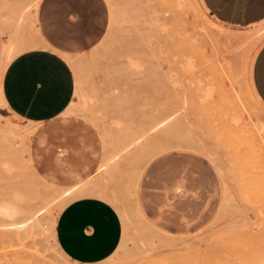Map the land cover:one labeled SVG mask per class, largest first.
<instances>
[{
	"label": "rangeland",
	"instance_id": "obj_1",
	"mask_svg": "<svg viewBox=\"0 0 264 264\" xmlns=\"http://www.w3.org/2000/svg\"><path fill=\"white\" fill-rule=\"evenodd\" d=\"M107 1L111 9L110 27L103 42L89 53L91 61L85 69V85L93 87L104 95L103 98L116 96L111 114L118 115L111 121L123 113H119V106L126 99L129 103L143 101L146 108L158 109L148 111L144 107L128 111L127 115H134L124 131L110 128L111 121L104 124L98 118V111H105V107L96 109L95 119L100 120V126L108 134L135 136L150 125V122L144 124L139 115L166 112L167 115H177L179 126L184 129L182 134L186 132V136L181 131V135L179 131L177 135L172 133L170 141L165 134L161 137L163 134L154 132L160 142L167 140L166 143L179 148L168 150L166 152H171L164 155L161 154L166 152L160 153L155 160H149L150 155L144 153L119 158L128 164H124L127 175L123 181L112 183L120 187L142 172L141 204L144 206L143 196L153 194L160 196L159 201L164 202L160 205L166 209L186 206L191 214L176 213L174 217L184 218L195 230L185 235H172L175 242L172 248H164L152 255L134 252L135 258L133 256L131 260L113 263L107 260L99 264H240L246 256L264 249V127L263 131L258 127L264 125V105L249 87L253 63L264 37L256 33L258 27L225 25L214 18L199 0H192V5L189 0L187 6L178 0ZM201 24L208 34L201 29ZM216 48L223 54V59H219L221 56L217 59ZM130 60L143 63V69L134 71L128 68ZM221 60L232 67L223 68ZM0 118L3 120H0L1 128L31 125L24 124L14 115L0 114ZM248 122L255 125L252 126L254 129L246 127ZM255 129L257 134L254 137ZM33 134L21 144V155L30 149ZM111 135V138L117 137ZM174 135L180 138L172 137ZM153 137L150 134L144 141ZM193 137L217 153L224 170V173L219 172L221 177L208 158L185 151L190 149L184 148L182 142L194 140ZM10 151L1 141L0 200L8 199L10 192L15 190H23L31 206L51 198V187L34 169L33 162H26ZM7 161L14 163L11 173L3 169ZM178 186L184 188V193L177 190ZM223 189L225 202L222 201ZM133 198L129 194L127 197L121 195L127 207L136 205ZM154 212H147L149 219ZM236 219H239L237 223ZM142 227L145 229L143 234L149 233L148 225ZM36 234L29 233L27 238L13 233L8 239L0 231V264H77L68 258L58 259L55 251L47 245L45 235ZM16 257L17 262L14 261Z\"/></svg>",
	"mask_w": 264,
	"mask_h": 264
},
{
	"label": "crops",
	"instance_id": "obj_2",
	"mask_svg": "<svg viewBox=\"0 0 264 264\" xmlns=\"http://www.w3.org/2000/svg\"><path fill=\"white\" fill-rule=\"evenodd\" d=\"M22 1L28 3L0 1V69L8 63L3 72L1 88L7 104L0 105V114H16L23 119L24 124L34 127L29 149L34 168L41 176L56 183L45 179L52 185L75 190L72 193L74 192L76 199L73 197L57 218L55 229L60 249L77 263H101L115 255L124 241H127L125 234L135 235V226L127 225L130 227L127 228L119 210L120 206L125 205L122 200V203L119 202L118 197L121 198L124 194L127 197L126 186L130 180L123 182L126 185H122L123 190L122 186L117 187L112 183L125 179L127 172L124 164L127 163L118 159L115 166L112 164L108 169L105 167L104 159L112 155L108 153L111 149L106 146L102 135L103 130H106L100 126V120L95 119L96 109L105 107V111H98V118L104 124H109L112 117L118 115L111 114L117 98H103L104 95L93 87L85 85L84 79L85 69L91 61L89 53L103 42L108 33L111 23L110 5L107 0ZM199 1L214 18L225 25L258 27L256 33L264 37V0ZM249 87L254 97L264 105V43L255 57ZM120 92L124 93L122 90ZM84 95L93 98L89 104L94 115L92 120L78 110ZM144 107L143 101L129 103L126 99L119 106V113H123L111 121L110 128L122 131L134 115H127V112ZM154 108L146 109L150 111ZM116 121H126L124 128L119 129ZM105 150L110 156L105 157ZM185 151L202 155L191 150ZM109 168L110 171L115 169L114 174L117 171L115 177L111 176ZM214 168L220 176L215 165ZM142 177L143 173L137 190L139 204L146 220L153 224L146 238L159 244L153 245L150 251H136L152 255L164 248L174 247L172 235L192 233L195 228L189 227L184 218L174 217L176 213L191 214L186 206L166 209L160 205L164 203L159 201L160 196L153 194L143 196V206L140 202ZM94 185H97L96 191ZM92 186L93 190L90 189ZM103 187L112 193H116L119 188L123 192L119 196L114 194L113 202V194L108 190L104 191ZM84 190L90 191L84 195L79 194V191ZM102 190L104 193L108 191L112 198ZM177 190L184 193L182 186H178ZM222 201L225 202L224 189ZM153 210L154 216L149 219L147 212ZM132 235L127 236L129 240ZM131 244L128 241L127 245L132 247ZM147 251L149 252L146 253ZM240 264H264V249L246 256Z\"/></svg>",
	"mask_w": 264,
	"mask_h": 264
},
{
	"label": "bare ground",
	"instance_id": "obj_3",
	"mask_svg": "<svg viewBox=\"0 0 264 264\" xmlns=\"http://www.w3.org/2000/svg\"><path fill=\"white\" fill-rule=\"evenodd\" d=\"M190 1H191V5H192L194 1L193 2H192V0H190ZM178 2L184 3L186 6L187 5H190L189 0H187L186 3L184 2V0H178ZM2 3H4V2H2ZM6 3H8V2H5V4ZM194 8H195V6H194ZM201 29L203 31L206 30L205 29V26H203V25H202ZM221 31H222V29H221ZM221 31H219V32H221ZM205 32H207V34H208V31H205ZM214 34H218V33L217 32H214ZM224 36H226V35L224 34ZM229 36H230V33H229ZM217 51H218V54L215 53L216 56H217V59H218V56H221L219 59H223V54L222 53L220 54L219 49H217ZM225 53H227V52H225ZM224 55H226V54H224ZM226 61H227V59H226ZM226 61L225 60H221L220 61V63L223 65L222 67L223 68L224 67L225 68L226 67L227 68H231L232 66H230V64L228 62H226ZM7 64L8 63H5L3 65V67L0 69V105L1 106H5L7 104L5 102V99L3 98V95H2V92H1L3 72H4L5 68L7 67ZM228 66H230V67H228ZM143 67H144L143 63H141L138 60H130L128 62V68H130L131 70L138 71V70H142ZM224 75H225V73H224ZM225 77H226V75H225ZM228 82H229V80H228ZM231 85L233 86V84H231ZM238 93H241V92H238ZM82 100L83 101H82L81 105L79 106V109L78 110L81 113H83L85 116H87L88 118H90L92 120L93 119L92 117L94 115H93V112L91 111V109H89V104L93 101V98L92 97L90 98L88 95H84ZM240 106H241V109L240 110H242V105H240ZM249 110H250V108H249ZM256 111H257V109H256ZM244 112H245V109H244ZM157 113H158V115H157ZM165 113L156 112V114L153 113L151 115L150 114H147V113H143V114L139 115V116H141V119H142V121H143L144 124L150 122L149 123L150 125L148 124L149 127L147 129L145 128V130H143L139 135H135V136H128L127 135L126 136L125 134H119L117 137H115V138L112 137L111 138L110 135L106 131L103 130V134L102 135H103V138H104V142H105L106 146L109 149H111V151H112V152L111 151L108 152V151L105 150L106 151L105 153L108 152V153L112 154L111 156L108 153L105 154V157L110 156V157H107V158L104 157L105 158L104 159V161H105V163H104L105 167L107 168L109 165H112V164L114 165V163L116 162V160H118L119 158L124 157L127 154H132L133 153V154L139 155V154H143L144 153V154L150 155L149 156V160H150V159H154L160 153L166 152L168 150H172V149L179 148L178 146H175V145L166 143L167 140H166V142L162 143L159 140H157V138H155L154 132L155 133L156 132L157 133L159 132L160 135L163 134V136H161V137H164V134H165L166 135L165 137L168 136V139H169V136L172 135V133L173 134L176 133V135H177L178 131H179L178 134H180V131H181V134L183 133L182 131L184 129L181 130V127L179 126L180 125V120L177 117V115H175V116L172 115V114L171 115H167V113L166 114ZM262 114H264V113H262ZM14 116L20 118L16 114H14ZM245 116H246V114H245ZM251 116H252V114H251ZM257 116H256V118H257ZM252 117L254 118V116H252ZM250 118H249V120L251 121ZM0 120L3 121L1 118H0ZM21 120H23V119L21 118ZM249 120L247 119V121H249ZM124 122H126V121H124ZM124 122L123 121H116L115 124L120 129V127L122 128L124 126V124H125ZM251 122H248V124L246 125V127L249 128V129L252 126H255L253 123L251 124ZM262 122L264 124V121H262ZM15 124H17V123H15ZM114 127H116V126H114ZM258 127L260 129L262 128V131H263L264 125L262 127L260 125H258ZM124 129L122 131H124ZM252 129H254V128L252 127L251 130ZM33 132H34V127H32L30 125L25 126V127H18V126L17 127H12L11 126V127H7V128H1L0 127V139H1V141H2L3 144H6L8 146V148L15 153V155L19 156L22 159L24 158V161H26V162H31L30 154H29V149H27L26 151H23L24 154L21 155L23 149L20 146H21V144L23 142H24V144L26 143L25 140H26L27 136L33 134ZM253 132H254L253 135L255 137V134H257L256 133V129ZM150 134L152 135V137L153 136L154 137L151 140H145L144 141V139H146L147 137H149ZM185 134H186V132L184 133V135ZM176 135H174L172 137L178 138ZM260 135H262V134L260 133ZM259 137L261 138V136H259ZM263 137H264V135H263ZM170 138H171V136H170ZM179 138H180V136H179ZM188 138H190V137H188ZM260 138H257V140L259 139L258 140L259 142H260ZM164 139L165 138H163V140ZM169 141H170V139H169ZM184 141H186L185 144H183ZM184 141L182 142V145H185L184 148L190 149L192 151H195L197 153H200V154L204 155L205 157H207L216 166V168L218 169L219 172L224 173L223 172L224 170L222 168L223 166L221 167V165L219 163V159L216 156L217 153H215V151L211 150L210 148H208L203 143H200V142L195 141V138H194V140H188V141L187 140H184ZM27 142H28V140H27ZM180 144H181V142H180ZM263 145H264V143H263ZM17 159H18V157H17ZM31 163H30V165H32ZM13 164L14 163H12L11 161H7V162H5L3 164V169L7 173H11L13 171V169H14V165ZM101 168H104V166L101 167ZM101 168H100V170H101ZM111 168H109L108 171H110ZM116 168H117V166H116ZM113 171H110L109 173H112L111 176L114 175V177H115V174L117 175V171H115V174L113 173ZM108 175H110V174H108ZM141 175H142V172L136 173V175L133 178V180H130L129 182H127L128 183L127 186L126 185H123V186H126V188L128 187L127 194H129V196L131 195L132 198L134 197L136 199V205L134 206V204H133L132 207H127V206L122 207V206H120L119 210H120V213L123 216V221L126 223L125 225L126 226L127 225L128 226H131V227L132 226H135V229L133 230V231H135L134 232L135 235L133 236L132 234H128V235L125 234L127 241H124V243L119 248V250L117 251V253L115 255H113L109 259V260H111L112 263L113 262H116L118 260H123V259H125V260L126 259L127 260H131L133 256L135 258L134 252L136 251V249H139L138 251H140V249L141 250H144V249L145 250L146 249L147 250H151L152 249L151 247L153 245L156 246V244H159L157 242H153V240L151 241L148 238H146V234H144V236L141 234V233H144V231H145V229H144L145 226H144V228L142 227L143 224L148 225L150 228L153 227L152 226L153 224L151 225L146 220V218H145V216H144V214H143V212L141 210L140 204H139L137 190H138V183H139V179H140V176ZM102 178H103V176H102ZM47 183L51 187V192H50L52 194L51 198H46L40 204H36L35 206H31L30 204L28 205V202H27V199H26V196H25L23 190H22L23 192L22 191H19V190H15V191H13V193L10 192L11 195H10V197L8 196V199H4L3 198L4 200H0V229H1L0 231L8 239H9V237H11V235L13 233H16V234H19V235L20 234H23L24 237H27V238H28V234L29 233L30 234L35 233V235H38L36 233L43 234L42 236L45 235L47 245H50V247L55 251L58 259H60V258L61 259H64V258L70 259L65 253H63V251L60 249V247H59V245L57 243V239H56V229H55V227H56L57 218H58L60 212L63 210V208L68 203H70V201L73 199V197H74V199H76L75 196H74L75 194H73L74 192L72 193V190L73 191H75V190L74 189L59 188V187H56V186L52 185L49 182H47ZM99 184H101V183H99ZM99 184H97V185L99 186ZM97 185H96V187H97ZM103 185H105V184L103 183ZM89 186H85V187H89ZM123 186H122V190H123ZM96 187L94 185L95 191L97 190ZM105 187H107V186H105ZM92 188H93V186L90 189H92ZM104 189L105 188L103 187V190ZM119 189L121 190V188H119ZM119 189H117V191ZM103 190H102V192L104 193V191L108 190V188L105 189L104 191ZM122 190L120 192L118 191V193L115 190L114 191L116 193H114V192L112 193V192H110L108 190L110 192V194L111 193L113 194V198L111 197L112 194L110 195L108 191H107V193L105 192L104 194H108V197L109 198L111 197L113 199V202H114V194H115V196L116 195L119 196L121 194V192H123ZM87 191H90V190H87ZM87 191L86 190H84V192L83 191H79V194H82L83 193V195H84ZM98 191H99V189H98ZM79 194H78V196H79ZM99 194H98V196H99ZM90 195H92V194H90ZM93 195H97V194H93ZM100 197H103V196L100 195ZM118 198H119V202L122 203V201H121L122 199L120 198V196ZM134 198H133V200H134ZM115 199H116V197H115ZM107 200H109V199L107 198ZM28 201H29V199H28ZM133 203H135V200L133 201ZM118 207H119V204H118ZM137 217H140L141 220L140 219L137 220ZM238 220L237 219L235 220L236 223H237ZM231 223H233V222H231ZM128 226H127V228H130ZM131 235L133 237L129 240V238L127 236L131 237ZM150 236L151 235H149V237ZM161 236H159V237H161ZM29 237H30V235H29ZM162 239H163V237H162ZM157 240L159 241L160 238H157ZM128 241H130L132 243L131 244L132 247L127 245L128 244ZM125 242H127V243H125ZM163 242H165V241H163ZM162 244L164 246V243H162ZM170 246H172V245L170 244ZM128 247L131 248V249H129ZM160 249H162V248H160ZM136 253H140V252H137L136 251ZM14 261L17 262L18 261V258L16 257ZM73 262H75V261H73ZM75 263H77V262H75ZM77 264H80V263H77ZM97 264H99V263H97Z\"/></svg>",
	"mask_w": 264,
	"mask_h": 264
}]
</instances>
